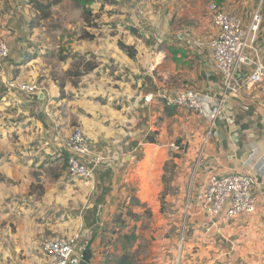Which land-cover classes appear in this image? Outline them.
Instances as JSON below:
<instances>
[{"label":"crops","instance_id":"crops-1","mask_svg":"<svg viewBox=\"0 0 264 264\" xmlns=\"http://www.w3.org/2000/svg\"><path fill=\"white\" fill-rule=\"evenodd\" d=\"M25 1L0 0V34L10 48L6 80L39 86L35 93H14L0 82L4 105L15 108L20 123V252L77 233L69 264H116L123 254L131 256L130 264H264V83L228 98L212 123L190 109L167 106L161 96L192 89L219 97L221 76L206 45L216 30L206 4L235 12L247 24L259 0L139 1L133 26L145 34L124 41L135 56L108 35L93 43L92 71L60 82L40 53L25 51L24 35L36 13ZM261 14L255 46L264 62V0ZM149 93L154 98L145 102ZM75 126L89 138V178L73 179L66 165L41 162L46 154L65 160L63 142ZM173 142L184 148L173 150ZM228 173L254 177L257 209L222 223L208 217L196 197L211 174ZM35 184L42 185L41 195L31 191ZM6 188L1 181L0 222L8 215ZM3 230L1 252L17 244L13 238L8 244ZM34 261L46 264L42 254L21 264Z\"/></svg>","mask_w":264,"mask_h":264},{"label":"built area","instance_id":"built-area-1","mask_svg":"<svg viewBox=\"0 0 264 264\" xmlns=\"http://www.w3.org/2000/svg\"><path fill=\"white\" fill-rule=\"evenodd\" d=\"M262 2L259 0L245 24L235 12H226L216 3L206 4L210 22L216 34L207 42L216 71L221 76V94L213 97L186 89L175 95H161L167 106H177L208 119L211 123L219 114L222 105L230 97L237 96L242 89L264 83V62L255 46L262 20ZM192 45L204 44L193 41ZM10 48L7 36L0 34V82L10 88H18L24 93H35L39 86L35 82L13 84L6 80L5 60ZM154 98L153 93L144 96L145 102ZM211 125V124H210ZM210 135V127L205 132L204 142ZM66 172L69 177L89 178L94 165L87 163L90 155L89 138L80 126H75L64 140ZM173 150L181 151L182 142L170 144ZM197 204L211 219L218 218L222 223L240 214H252L257 209L256 181L250 174L228 173L211 174L200 189ZM79 234L59 235L41 243V253L46 264H69L76 250Z\"/></svg>","mask_w":264,"mask_h":264},{"label":"rangeland","instance_id":"rangeland-1","mask_svg":"<svg viewBox=\"0 0 264 264\" xmlns=\"http://www.w3.org/2000/svg\"><path fill=\"white\" fill-rule=\"evenodd\" d=\"M139 1L141 4H146L150 1L156 3L157 0H59L57 4L50 6L48 18L44 21L34 22V20L29 23L30 28L24 35L25 51L28 55L40 53L49 75L55 76L59 82L79 78L89 65L97 63V54L91 51L94 42L99 41L97 43L99 45L103 38H108V35L110 39L116 40V44L118 40L126 41L131 35L144 36L145 30H141V34L138 30L134 33L130 31L132 28L136 29L133 25L138 23L132 8ZM25 3L32 7L30 0H26ZM85 9L91 10L89 17L84 13ZM25 82L37 83L29 79ZM8 89H12L14 93L21 92L18 88L8 87ZM4 95L6 94L0 87V165L3 164L1 166L3 168H0V182H7L13 191L9 193L10 188H6L8 195L3 199H5L4 206L8 215L0 222V227L3 226V235L7 238L8 244L11 243V238L14 239L13 243L17 244L8 248L4 247L3 252L0 251V264H21L33 256L38 260L42 253L41 244L35 247L33 252H20V161H16V154L20 160V135L15 136L16 131L20 133V123L17 122L19 120L14 121V117H18L12 111L15 108L5 107ZM10 149L13 155L10 154ZM44 156L41 160L44 165L52 163L62 164L64 167L66 165L62 157L55 158L47 154ZM44 165L41 169H48ZM1 171H4L7 176ZM17 176L19 178H15ZM6 177H8L7 181ZM32 190L39 195L43 193V187L39 184L33 185ZM60 221L56 219L55 223L58 224ZM48 233L51 232L46 230L44 234ZM34 264H36L35 261Z\"/></svg>","mask_w":264,"mask_h":264},{"label":"trees","instance_id":"trees-1","mask_svg":"<svg viewBox=\"0 0 264 264\" xmlns=\"http://www.w3.org/2000/svg\"><path fill=\"white\" fill-rule=\"evenodd\" d=\"M31 1V5L33 7V9L36 12V16L33 20H44L46 18L49 17L50 14V6L57 4L59 0H52V1H47L44 2L42 0H30ZM90 9H85L84 13H86V15H88L87 17L90 16ZM136 29L132 28L130 29V31H132L133 33L136 32ZM117 45L119 46V48L124 51L130 58L134 57L136 54V50L134 48L133 45H127L124 42L118 40L117 41ZM96 65H89L84 73L90 72L95 68ZM79 75V74H77ZM59 87H60V95L63 94V83H59ZM130 259L131 256L129 254H123L117 261L116 264H130Z\"/></svg>","mask_w":264,"mask_h":264},{"label":"water","instance_id":"water-1","mask_svg":"<svg viewBox=\"0 0 264 264\" xmlns=\"http://www.w3.org/2000/svg\"><path fill=\"white\" fill-rule=\"evenodd\" d=\"M78 264H87V263L84 261H80Z\"/></svg>","mask_w":264,"mask_h":264}]
</instances>
